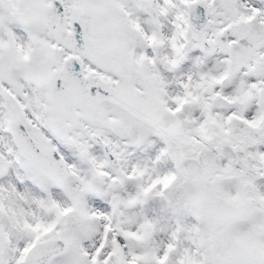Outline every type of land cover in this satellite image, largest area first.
I'll return each mask as SVG.
<instances>
[{"label":"snow or ice","instance_id":"1","mask_svg":"<svg viewBox=\"0 0 264 264\" xmlns=\"http://www.w3.org/2000/svg\"><path fill=\"white\" fill-rule=\"evenodd\" d=\"M0 264H264V0H0Z\"/></svg>","mask_w":264,"mask_h":264}]
</instances>
